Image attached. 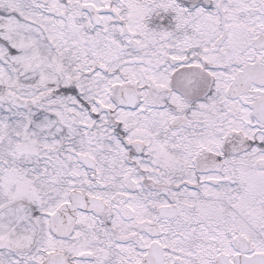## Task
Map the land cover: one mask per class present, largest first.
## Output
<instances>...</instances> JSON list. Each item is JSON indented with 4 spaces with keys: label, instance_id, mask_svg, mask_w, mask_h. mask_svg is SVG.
Here are the masks:
<instances>
[{
    "label": "snow or ice",
    "instance_id": "6c2138e0",
    "mask_svg": "<svg viewBox=\"0 0 264 264\" xmlns=\"http://www.w3.org/2000/svg\"><path fill=\"white\" fill-rule=\"evenodd\" d=\"M0 264H264V0H0Z\"/></svg>",
    "mask_w": 264,
    "mask_h": 264
}]
</instances>
